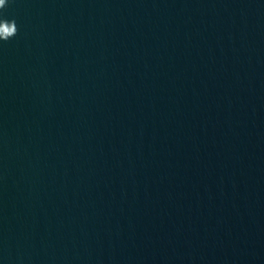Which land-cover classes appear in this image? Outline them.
<instances>
[{
  "label": "water",
  "instance_id": "95a60500",
  "mask_svg": "<svg viewBox=\"0 0 264 264\" xmlns=\"http://www.w3.org/2000/svg\"><path fill=\"white\" fill-rule=\"evenodd\" d=\"M0 17V264H264V0Z\"/></svg>",
  "mask_w": 264,
  "mask_h": 264
},
{
  "label": "clouds",
  "instance_id": "9594fccd",
  "mask_svg": "<svg viewBox=\"0 0 264 264\" xmlns=\"http://www.w3.org/2000/svg\"><path fill=\"white\" fill-rule=\"evenodd\" d=\"M7 0H0V9L6 7ZM0 24L4 25L0 27V41L7 42L17 34V26L14 19H6L0 17Z\"/></svg>",
  "mask_w": 264,
  "mask_h": 264
}]
</instances>
